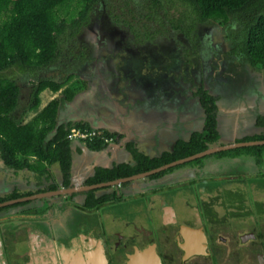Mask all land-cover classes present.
<instances>
[{
  "label": "flooded vegetation",
  "instance_id": "obj_1",
  "mask_svg": "<svg viewBox=\"0 0 264 264\" xmlns=\"http://www.w3.org/2000/svg\"><path fill=\"white\" fill-rule=\"evenodd\" d=\"M226 54L236 62L244 61L231 46ZM107 58H111L110 55ZM124 71L121 70L122 75ZM97 74L93 76L96 78ZM227 78L226 75L222 80ZM104 80L106 89L122 90L117 87L121 81L118 71ZM200 80L194 90L200 86L214 99L215 121L218 113L236 117L246 112L256 97L246 94L243 95L245 99L239 98L238 92L242 89L231 80L228 85L221 80L220 84L210 85L209 89L206 88L207 81ZM167 84L161 85L165 98H173L179 104L178 97H175L176 90L171 93L167 90ZM219 91L222 92L221 96ZM261 91L264 93V89ZM193 92L191 94L197 98ZM61 97L63 102L61 105L58 102L56 107V124L69 123V117L70 121L78 119L76 114L70 116L69 112L64 116V113L81 99L75 97L74 93L69 99ZM189 107L196 112L202 109L197 99L196 104L192 101L182 109ZM118 112L121 113L114 112L115 117L120 119L118 122H114L113 115L105 118L106 128L102 132L107 131L109 135H102V147H89L91 144H87L86 140L67 138L69 160L65 173L56 161L45 165L47 172L43 174L25 168L33 176L29 177L23 189L0 194V264H197L198 259H207V262L203 261L204 264H213L211 251L218 249L215 244L225 246L224 242L229 241L219 235L213 236L214 230L206 227L208 222L215 223L214 207L217 208V203H221V209H228L225 215L232 220H247L249 214L251 223L255 225V214L251 210L255 205L254 192H259L260 187L264 188V159L260 157L264 154V148L259 154L242 151L216 155L215 151L159 170L157 172L161 171V174L155 177L151 175L157 172L132 178L143 172L138 171L106 180H94L97 170H112L120 164L133 165L131 149L147 155L141 143L128 138V120L124 122L128 117L121 114L118 117ZM201 116L203 119V111ZM201 129L202 126L197 131ZM219 130L216 129V132ZM92 131L96 133V129ZM243 139L231 140L245 141ZM215 142L207 147L216 146ZM171 144L164 151H168ZM114 148L119 152L111 157L107 151ZM249 153L263 159L259 165L260 171L232 163L238 156ZM118 178L126 179L113 183ZM13 194L15 196H11ZM223 194L232 196V199L228 201ZM175 195L181 197L187 208L193 209L185 221L179 220L174 210ZM239 198L247 201L238 202ZM237 204L240 207L236 208ZM263 231L258 229V225L252 226L250 230L238 234L237 240L241 239L242 248L253 250L254 246H258V233ZM246 242L250 245H245ZM8 245L12 250L9 251ZM254 252L253 264H264V252L259 249ZM236 263H242V259L239 262V258H236Z\"/></svg>",
  "mask_w": 264,
  "mask_h": 264
},
{
  "label": "rangeland",
  "instance_id": "obj_2",
  "mask_svg": "<svg viewBox=\"0 0 264 264\" xmlns=\"http://www.w3.org/2000/svg\"><path fill=\"white\" fill-rule=\"evenodd\" d=\"M139 5V0H94L85 22L73 35H62L58 44L59 54L53 62L36 69L34 75L10 69L8 72L19 87L20 106L26 104L30 90L29 83L32 79L60 80L69 75L64 85L70 87L75 97H79L81 101L68 109L64 116L69 112H71L70 116L76 114L78 119L74 122L86 123L90 125V129L101 132L102 129L104 130L105 122L100 118L99 112L105 109L108 116L113 115L114 122H118L120 119L115 117L114 111H121L122 117H128V121L133 119L135 122L133 127L139 132L147 133L143 138L151 141V135H155L153 126L163 128L162 125L165 124L166 129L168 120L171 121L181 114L180 111L178 112L180 108L189 106L192 101L196 104V98L191 93L201 82L200 79L207 81L206 88L209 89L210 85L220 84L222 78L227 75L228 78L222 81H226L228 85L231 80L239 85L238 87L242 89L238 92L239 98L245 99L243 95L246 94L254 95L258 99L264 97L261 91L264 89V81L260 69L249 67L245 60L236 62L226 54L232 45L230 41L236 33L234 23L230 28L219 21L199 23L187 37L171 29L165 22L161 25L154 23V25L149 24L148 29L155 31L147 38H143L141 30L144 21L143 17H138L142 12V8L138 9ZM172 10H169L166 16L176 13ZM108 55L111 58H107ZM122 69H125L123 75ZM93 70L98 73L96 78L93 76L96 75ZM115 71L121 75L117 87H121L122 90L105 88L107 84L104 85V79L112 77ZM162 83H169L168 88L166 86L165 89L167 88L171 93L176 90L175 97H178L179 104L175 103L173 98H165ZM61 87L53 92L42 90L38 94L36 109L24 113L21 117L22 121H27L51 98H56L61 105L63 102ZM218 93L219 96L222 95L221 91ZM251 116L254 115L250 114ZM157 121L161 123L157 125ZM167 132L163 131V135H167ZM71 139L81 141L76 138ZM152 139L155 141L154 138ZM16 157L21 159L19 155ZM25 159L31 161V157ZM257 191L259 192H254L256 195L254 209L251 210L255 214V225L251 223L252 218L249 214L247 220L235 221L225 215L228 209H221V203L216 204L217 208L214 207L215 223L208 222L206 227L214 230L213 236L219 235L228 238L229 241L224 242L225 246L215 244L218 249L214 248L215 250L211 251L213 264H238L236 258H239V262L242 259L240 264H253L252 253H255L256 247L260 245L254 246L253 250L242 248L241 239L237 240V238L238 234L250 230L252 226L258 225L260 231L264 229V188L260 187ZM223 196L228 201L232 199L228 194ZM242 200L247 201L240 198L237 201ZM183 202L180 196L173 197V207L181 221L188 218L189 212L193 213L192 207L187 208ZM235 207L240 205L237 204ZM245 239L244 237L243 240ZM244 244L250 245L247 242ZM262 244L259 251L264 252V242ZM198 260L197 264L207 262V259Z\"/></svg>",
  "mask_w": 264,
  "mask_h": 264
},
{
  "label": "trees",
  "instance_id": "obj_3",
  "mask_svg": "<svg viewBox=\"0 0 264 264\" xmlns=\"http://www.w3.org/2000/svg\"><path fill=\"white\" fill-rule=\"evenodd\" d=\"M93 1L0 0V159L4 165L14 169L26 168L43 174L47 172L45 165L56 161L61 171L65 173L69 160L66 135L70 126L90 129V125L86 123L56 124L58 103L56 98L49 99L27 121H22L24 113L36 109L38 94L44 89L53 92L62 86V96L69 99L73 91L64 85L69 75L60 80L32 79L26 104L20 106L18 84L8 71L16 69L20 73L34 75L36 69L53 62L59 54L58 44L62 35H73L85 22ZM139 2L138 9L142 8V12L138 17H143L144 21L141 30L143 38H147L155 31L148 29V25L154 23L161 25L165 22L171 29L185 37L189 36L199 23L219 21L229 28L234 23L236 33L230 41L231 49L242 56L251 67H258L264 79V0H139ZM171 9L176 13L166 16ZM193 93L204 113L200 131L191 132L186 140L175 139L168 151H161L157 156L149 157L131 149L133 165L120 164L112 170H97L94 180H106L149 170L204 150L207 145L215 142L218 135L214 99L200 86ZM254 122L264 127V116H256ZM102 135L108 136L109 133L96 131L90 140H85L87 144H91L89 147L99 148L103 145ZM243 138L264 139V135ZM263 148L264 144L248 145L215 153L222 155L252 151L259 154ZM26 157H32V161H28ZM160 172L152 174L151 177L161 174ZM263 239L264 231L259 232L256 237L260 246L263 245ZM260 246L257 249H260Z\"/></svg>",
  "mask_w": 264,
  "mask_h": 264
},
{
  "label": "crops",
  "instance_id": "obj_4",
  "mask_svg": "<svg viewBox=\"0 0 264 264\" xmlns=\"http://www.w3.org/2000/svg\"><path fill=\"white\" fill-rule=\"evenodd\" d=\"M179 110L181 114L178 115V118L175 117L171 121L168 120L169 122L167 121L168 124H166V126H168L166 129L164 127L165 124L162 125L164 129L161 126L156 127L152 125V129L155 130V135H151V141H149L147 138H143V135H146L147 133L139 132L136 127H133V125L135 124L134 120L129 119L127 124V135L130 134V137L128 138L130 140L141 143L143 145V151L150 156L157 155L159 152L164 151V149L175 139H187L191 131H197V129L199 130V128L202 126V109H198V112L194 110L192 111L190 110V108H180ZM250 114H253L254 116L250 117ZM107 115L108 114L106 113L105 109L99 112V116L104 122ZM217 116L218 119L216 120V129L219 128L220 130L219 132L217 131L218 137L216 142L214 143L215 145L226 144L233 139L237 140L243 137L256 136L260 134L264 135V127L255 124L254 122L256 116H264V97L260 99H258V97H255L247 111L242 112V114L237 115L236 117H232L231 114L220 113H218ZM126 120L127 119H124V122ZM74 121L75 120L70 121L69 117L67 122L73 123ZM160 123L161 121H159L157 125H159ZM170 123L172 126H169ZM105 125L103 126V128H106ZM163 131L169 132H167V135H163ZM152 138H154L155 141ZM76 152L80 151L76 149ZM118 152L119 151L117 150V148H114L110 149V151H107V154L111 155L112 157L115 156L114 153L118 154ZM262 156L264 159V154H262L260 157ZM263 159H258L252 153H249L238 156L232 161V163L236 166L239 165L243 168H250L257 172L260 171L258 169ZM262 169H264V166ZM31 175L33 176V174H31V172H29L25 168H21V170H15L11 167L9 168L8 166L4 165L2 160L0 159V194H6L15 189L17 191L22 190L24 184L28 182L27 180H29V177H31ZM163 185L165 186L166 184L163 183ZM8 249L9 251L12 250L11 245H8Z\"/></svg>",
  "mask_w": 264,
  "mask_h": 264
},
{
  "label": "water",
  "instance_id": "obj_5",
  "mask_svg": "<svg viewBox=\"0 0 264 264\" xmlns=\"http://www.w3.org/2000/svg\"><path fill=\"white\" fill-rule=\"evenodd\" d=\"M261 144H264V139H253V140H245V141H232V142L226 143V144H221V145H216V146H208L204 150H201V151H198L196 153L184 156V157L179 158L177 160H174V161H172L170 163L162 164L160 166H157V167H154L152 169H149V170L143 171L141 173H138L137 175H135L132 178L140 177V176L147 175V174H150V173H154V172H157L159 170L165 169V168H167L169 166H173L175 164H178V163H181V162L196 158V157L204 155V154L213 153L215 151L224 150V149L232 148V147H238V146L261 145ZM125 179L126 178H118V179L113 180V183L122 182Z\"/></svg>",
  "mask_w": 264,
  "mask_h": 264
},
{
  "label": "built area",
  "instance_id": "obj_6",
  "mask_svg": "<svg viewBox=\"0 0 264 264\" xmlns=\"http://www.w3.org/2000/svg\"><path fill=\"white\" fill-rule=\"evenodd\" d=\"M94 134L95 132L92 131V129H87L85 127L81 129L78 127L71 126L68 130L66 137L68 139L76 138L80 140H85V139L90 140Z\"/></svg>",
  "mask_w": 264,
  "mask_h": 264
}]
</instances>
